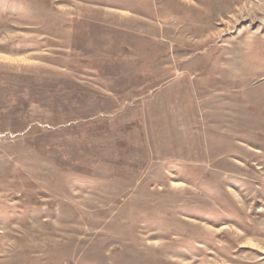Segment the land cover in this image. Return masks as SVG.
<instances>
[{"label":"rangeland","instance_id":"rangeland-1","mask_svg":"<svg viewBox=\"0 0 264 264\" xmlns=\"http://www.w3.org/2000/svg\"><path fill=\"white\" fill-rule=\"evenodd\" d=\"M0 264H264V0H0Z\"/></svg>","mask_w":264,"mask_h":264}]
</instances>
